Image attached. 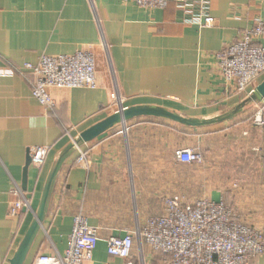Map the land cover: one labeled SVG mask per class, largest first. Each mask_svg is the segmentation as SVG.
I'll return each mask as SVG.
<instances>
[{
	"label": "crops",
	"instance_id": "obj_1",
	"mask_svg": "<svg viewBox=\"0 0 264 264\" xmlns=\"http://www.w3.org/2000/svg\"><path fill=\"white\" fill-rule=\"evenodd\" d=\"M209 12L213 24L199 27L185 22L172 0L154 9L125 0H0V73L36 63L43 54L90 50L99 82L94 89L52 90L56 107L50 112L32 96L30 72L0 75V264H9L31 225L62 152L113 113L107 106L115 86L124 107L159 106L193 118L224 114L245 99L220 75L215 53L264 19V0H210ZM254 110L249 102L230 118L202 127L139 116L79 143L90 165L77 163L75 147L68 152L24 264L38 254H63L77 214L98 230L84 264H128L108 254L106 240L129 233L132 264H163L161 253L140 245L135 233L163 214L164 199L172 195L223 199L264 234V128L252 125ZM204 127L210 130L198 132ZM36 146L48 147L41 168L27 162ZM179 148L203 149L207 168L201 173L215 176L208 192L187 198L192 178L176 166L193 163L176 160ZM14 184L29 197L30 208L11 216ZM246 264H264V254Z\"/></svg>",
	"mask_w": 264,
	"mask_h": 264
},
{
	"label": "built area",
	"instance_id": "obj_2",
	"mask_svg": "<svg viewBox=\"0 0 264 264\" xmlns=\"http://www.w3.org/2000/svg\"><path fill=\"white\" fill-rule=\"evenodd\" d=\"M146 9L164 8L168 0H125ZM185 14L184 21L199 27H209L214 22L210 15V0H172ZM104 48H106L104 44ZM218 71L234 92L244 98L250 96L264 79V19L257 18L235 41L215 53ZM30 72L32 96L50 112L56 103L52 90L72 88H97L99 85L96 57L90 50H78L71 55L40 56L36 63L26 62L21 67L11 66L0 75ZM108 108L122 110L123 98L114 88ZM252 125L264 128V98L255 101ZM73 142V141H72ZM77 163L88 168V152L74 143ZM48 152L47 146L30 150L31 164L41 168ZM177 161L197 164L202 154L195 148H179ZM9 215L16 216L23 208H30V199L14 184L10 189ZM164 212L150 217L135 233L139 244L146 243L153 251L161 253L163 264H246L264 254V234L259 228L243 222L235 209L223 199L200 198L186 201L178 195L166 197ZM97 228L77 214L67 239L63 254H38L32 264H84L92 258L98 240ZM110 256L128 260L132 256L134 236H110L107 240Z\"/></svg>",
	"mask_w": 264,
	"mask_h": 264
},
{
	"label": "water",
	"instance_id": "obj_3",
	"mask_svg": "<svg viewBox=\"0 0 264 264\" xmlns=\"http://www.w3.org/2000/svg\"><path fill=\"white\" fill-rule=\"evenodd\" d=\"M264 98V79H262L255 87L253 93L246 97L240 104H238L233 109L225 112L224 114L217 115L211 118H193L182 116L176 112L168 110L159 106H149V105H135L130 107H124L122 110L111 113L106 118L96 122L95 124L89 126L83 130L79 136L71 142V144L62 152L60 157L55 162L53 168L51 169L47 181L45 183L44 190L42 192L40 204L37 212L34 215V219L29 226L27 232L22 238L17 250L13 256L9 259V264H24L26 255L29 248L41 226L44 219L49 197L57 176V173L61 167L62 161L67 156L68 152L74 148V143L79 144L83 142H89L90 140L98 137L102 133L108 131L115 125H124L128 120L139 117H158L168 119L179 124L189 126V127H202L207 126L225 119L230 118L236 114L246 103L255 102ZM31 161V157H28V164Z\"/></svg>",
	"mask_w": 264,
	"mask_h": 264
},
{
	"label": "rangeland",
	"instance_id": "obj_4",
	"mask_svg": "<svg viewBox=\"0 0 264 264\" xmlns=\"http://www.w3.org/2000/svg\"><path fill=\"white\" fill-rule=\"evenodd\" d=\"M126 125V123H125ZM206 128H210V127H204L202 129H198L200 133L202 132H205V130H210V129H206ZM178 140V138H177ZM199 151H201V154H202V161L200 163H197V164H190V165H187V166H176V170H177V173H180V175H183L185 174L186 176H189L192 178L191 180V187H190V191H189V197H187L188 199H192V195L194 194H201V193H204V192H208L213 186H214V183H211V178L213 176V178L215 177L214 175H212V173L210 174L209 172V176H204L202 173H201V170L203 168H207V165H206V155L205 153L203 152V149L201 148H198ZM163 174H161V180L164 184L167 183L166 181V178L164 177ZM207 177V178H206ZM206 179H208V182H206ZM210 182V183H209ZM177 189L178 190H183L182 186H178L177 185ZM177 190V192L175 194H179L181 192H179ZM179 192V193H178ZM187 199V200H188Z\"/></svg>",
	"mask_w": 264,
	"mask_h": 264
}]
</instances>
